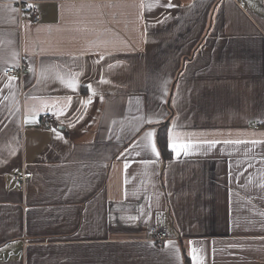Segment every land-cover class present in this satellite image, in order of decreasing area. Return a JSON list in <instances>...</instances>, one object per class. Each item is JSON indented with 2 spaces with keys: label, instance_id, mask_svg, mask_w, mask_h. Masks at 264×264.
Segmentation results:
<instances>
[{
  "label": "crops",
  "instance_id": "obj_1",
  "mask_svg": "<svg viewBox=\"0 0 264 264\" xmlns=\"http://www.w3.org/2000/svg\"><path fill=\"white\" fill-rule=\"evenodd\" d=\"M261 185L264 0H0V264H264Z\"/></svg>",
  "mask_w": 264,
  "mask_h": 264
},
{
  "label": "built area",
  "instance_id": "obj_2",
  "mask_svg": "<svg viewBox=\"0 0 264 264\" xmlns=\"http://www.w3.org/2000/svg\"><path fill=\"white\" fill-rule=\"evenodd\" d=\"M18 6L20 9V17H21V14H22L23 9H24V3L22 1H19ZM29 21L32 25H37L41 21V14L37 10V8L34 7L33 5H31V7L29 8ZM28 71H30L29 63L26 62L24 59H21L18 66L8 67L7 69H5V75L8 76L9 78H13V79H15V78L22 79L23 76L25 75V73ZM54 122H55V120H54L52 115L44 113V114L40 115L38 125L41 128L50 127V126L54 125ZM258 126L259 125L256 124L254 127L257 128ZM29 178H31V173H28L25 171H22L20 173L13 175V180L19 182L20 187L23 190L25 189L26 181ZM153 237H154L155 241L161 242V241L168 239V233L165 231H161V230H154L153 231Z\"/></svg>",
  "mask_w": 264,
  "mask_h": 264
},
{
  "label": "snow or ice",
  "instance_id": "obj_3",
  "mask_svg": "<svg viewBox=\"0 0 264 264\" xmlns=\"http://www.w3.org/2000/svg\"><path fill=\"white\" fill-rule=\"evenodd\" d=\"M26 6H29L30 7V5H27V4H26ZM165 7L171 8V7H175V6L172 5L171 3H169ZM88 88L91 90V85H88ZM93 95H95L94 92H93ZM91 102H92L91 101V98H89V100L86 102V105L85 106H87V104H89ZM61 114H63V109H61ZM149 122H151V121H149ZM53 131L54 132H57V134H58V130L53 129ZM153 136H154V133L153 132H148V133L145 134V137L143 139L146 140V141H148V144H145L144 146L145 147H148L149 144H150L152 153H154L156 156H159V153L157 151L156 144H155L154 140L152 139ZM170 140H171V137H170ZM213 143H215V142H213ZM225 143H229V142L226 141ZM236 143H240V142H236ZM252 143L253 144H256V143H259V142L253 141ZM136 146L139 147L140 145L138 144ZM170 147L172 148V150L174 152H177V155H179V152L177 151V145L170 143ZM179 148L183 149L184 150V154L187 155L188 154V149L190 148V145H180ZM261 187H264V185H261ZM191 259L193 261V264H199V261L197 259V250L195 248H192V250H191Z\"/></svg>",
  "mask_w": 264,
  "mask_h": 264
},
{
  "label": "trees",
  "instance_id": "obj_4",
  "mask_svg": "<svg viewBox=\"0 0 264 264\" xmlns=\"http://www.w3.org/2000/svg\"><path fill=\"white\" fill-rule=\"evenodd\" d=\"M168 123L161 124L157 133V144L164 160L171 158V151L167 138Z\"/></svg>",
  "mask_w": 264,
  "mask_h": 264
}]
</instances>
